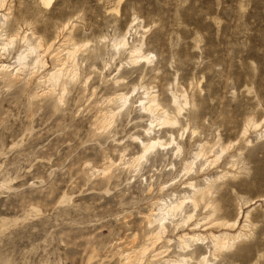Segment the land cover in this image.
<instances>
[{
    "label": "rangeland",
    "instance_id": "rangeland-1",
    "mask_svg": "<svg viewBox=\"0 0 264 264\" xmlns=\"http://www.w3.org/2000/svg\"><path fill=\"white\" fill-rule=\"evenodd\" d=\"M0 65V264H261L264 0H4ZM209 181L214 214L186 201L158 235Z\"/></svg>",
    "mask_w": 264,
    "mask_h": 264
},
{
    "label": "bare ground",
    "instance_id": "bare-ground-1",
    "mask_svg": "<svg viewBox=\"0 0 264 264\" xmlns=\"http://www.w3.org/2000/svg\"><path fill=\"white\" fill-rule=\"evenodd\" d=\"M3 1L4 0H0V5L3 3ZM40 2H41V0H40ZM51 2H52V0H51ZM2 17L4 18V17H6V15H2ZM25 42L27 44V47L23 51H25V50L26 51H30V53L31 52H34V49L35 48L32 45H29L30 44L29 41L27 39H25ZM10 43H11V40H8V43L7 44H10ZM118 44H120V43L118 42ZM121 44H124V41L123 40L121 41ZM22 53H20L17 56V58H16V62H17L18 68L14 69V71H19L20 70V66H22L24 64L23 62L25 61L26 56H24ZM131 53H132V55L134 57L133 60H135V59L139 58V56H140V49L138 47H133V49L131 50ZM34 57H36V56H34ZM0 68H1L0 70H2V72L5 74L6 71H7V65H5V66L4 65H0ZM61 69H63V68H61ZM58 70L59 69H57V70H55V71H53V72H51L49 74V76L47 78V81H48V83L49 82L51 83V85L49 84L50 86H56V85H58L59 78H60V74H61L59 71H64V70H59V71ZM14 74H16V72H14ZM120 100L122 101V104L124 102H126V98L125 97H121ZM143 103H144V100H143ZM147 103H149V104L146 105ZM153 103H155V98L153 96H148L146 98V103L142 106V109H144L145 111H148V112L151 113V111H150L151 110V106L150 105H152ZM153 107H154V104H153ZM178 108H177L178 111L181 110V105H178ZM151 115H152V113H151ZM163 115H165V114H163ZM163 115H162V118H159V119H161V120H159V122L161 124H172L173 125V124L177 123L174 119H171L170 118L171 119L170 120L169 118H167L166 115L164 117H163ZM149 126H151V124ZM163 145H165V144H163V142L160 141L159 139H157V140H155V139H149V141L146 144H143L142 154L139 155L138 157H136V162H137V160L139 161L140 159H143L144 157H146L145 156L146 153H149V151L151 149H153L154 147H156V146H159V147L161 146L162 147ZM177 149H179V146L177 147ZM184 170L190 171L191 170L190 164H188V165L186 164V167L184 168ZM189 187L192 189L191 192H190V194L188 193V195H186V194L183 195V197L181 199L176 197L177 199L169 200L168 202H165L164 201V202H162L158 206V214L156 215V217L153 218V221L150 220L151 222H154V223L157 224L158 227H156V228L158 230L157 231L158 232V235L161 234V232H163L164 229L166 228V224H167L166 221L171 222V223L173 222V221H169V220L171 218L173 219V217H175L177 215V214L175 215V213L176 212L178 213V211L181 209L182 205L186 201H189L193 207H196L198 205V202H202L205 207H210V211H211L212 215L214 214L215 209H214V207L212 205V199L213 198H212V195H211V192H210L211 191L210 188L212 187V183L209 181L208 183H205V184L199 185V186H195L194 184L189 183ZM212 215H209V217L211 218ZM190 217H191L190 215H185L184 218H182L180 220H182V223H183V222H186V220H188ZM214 220H216V219H213V223H215ZM149 222H148V224H149ZM216 222H218V221H216ZM178 223H181V222H177V224ZM211 223H212V221H211ZM239 234H240V232H239ZM239 234L238 235H235L234 234L235 236H230V238L226 236V235H228L226 233L220 234V235H212V234H210L209 238L211 239L210 242L212 243L213 250L214 251H219V250L221 251V249H223L224 247H226L228 245V240H230V239H232V240L233 239H236L237 236L239 237L241 235V234L240 235ZM205 238L206 237H204L202 235H198V234L195 235V236L183 234L180 237H178V241H179L178 244H177L178 245V250H180V251L190 250L189 248H190L191 245H190V242L189 241H192V243L193 242L196 243V241L199 242V240L202 241ZM211 250H212V248H211ZM185 256L179 257V259L174 260V261H170L167 264H181V263H184L187 260H190V258L192 257V252H190V254L188 256L187 255H185ZM197 261H198L197 264H208L207 259L205 257H203V256L200 259H197ZM163 262H164V260H163Z\"/></svg>",
    "mask_w": 264,
    "mask_h": 264
},
{
    "label": "snow or ice",
    "instance_id": "snow-or-ice-1",
    "mask_svg": "<svg viewBox=\"0 0 264 264\" xmlns=\"http://www.w3.org/2000/svg\"><path fill=\"white\" fill-rule=\"evenodd\" d=\"M44 7L50 6L51 0H41ZM251 122V121H250ZM264 123V122H262ZM261 264H264V260L261 261Z\"/></svg>",
    "mask_w": 264,
    "mask_h": 264
}]
</instances>
